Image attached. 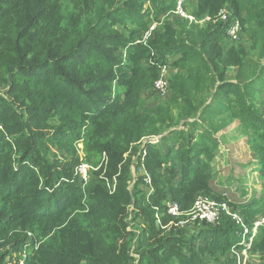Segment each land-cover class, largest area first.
Masks as SVG:
<instances>
[{"label":"trees","instance_id":"16d2710c","mask_svg":"<svg viewBox=\"0 0 264 264\" xmlns=\"http://www.w3.org/2000/svg\"><path fill=\"white\" fill-rule=\"evenodd\" d=\"M87 2L91 16L64 18L57 0H0V264L28 233L39 244L25 264H220L209 260L216 254L234 264L244 245L231 219L197 223L191 235L175 224L197 195L227 203L249 230L264 215V193L234 203L212 188L210 171L215 135L236 121L264 179V0L187 5L198 21L242 10L231 16L253 41L251 54L227 45L223 22L176 18L141 42L176 0ZM165 67L169 101L142 108ZM165 130V152L143 142ZM135 154L144 173L131 183ZM81 164L92 171L85 186ZM256 253H264L262 227L248 255Z\"/></svg>","mask_w":264,"mask_h":264},{"label":"rangeland","instance_id":"374dc122","mask_svg":"<svg viewBox=\"0 0 264 264\" xmlns=\"http://www.w3.org/2000/svg\"><path fill=\"white\" fill-rule=\"evenodd\" d=\"M53 2L54 0H50ZM60 2V6L62 9V16L64 18H67L68 16L72 14H77L79 10H84V16H91L92 15V9L91 11L86 10L90 9V4L87 2L85 4V0H57ZM231 7V6H230ZM228 7V11L230 14H233V12L236 13L237 16L240 18H243L244 13L242 10L234 11L232 7ZM187 11L192 12L193 8L190 6L187 7ZM166 16V17H165ZM234 16V14H233ZM176 19L173 15H164L161 17L160 21H151L149 24L148 29L154 28V30H159L164 23L172 24ZM147 29V30H148ZM143 31L141 33V42H147L149 39L147 38L144 40V36L146 31ZM151 36V35H150ZM252 43L253 41L250 39L248 34L245 32L242 34L239 42L236 44L231 45L228 43V46H243V48L246 51H250V54L253 53L252 51ZM231 72V70L229 71ZM173 74V71L169 67H165L162 69L160 73V78L166 80L168 82L169 77ZM229 76H232V73L229 74ZM261 100L263 101V107H264V92L262 93ZM169 101V91L166 94H159L155 89H153V86L144 92V95L141 98L140 106L142 108L150 109L157 105H163L166 104ZM177 113V110H174V114ZM191 122V121H190ZM187 121H183L180 123L182 128L187 129ZM158 137V136H156ZM159 138V144L157 147L161 149L163 152L167 150V148L170 147L169 140H170V134L167 133V131H163V133L160 135ZM214 141L217 145V150L214 153V159L210 163L211 168V186L216 191L223 192L227 195V197L230 199V201L234 203H243L250 201L253 198L259 199L263 196L264 193V179L262 178V172L260 165L258 161L255 159V157L251 154L249 151V148L246 144V139L243 135L239 132L238 123L234 122L232 125H230L227 129L219 132L214 137ZM138 154L134 155L133 159V165L130 168L131 172V180L130 182L133 183L138 175H143V170H137L135 165V159ZM105 157L102 155L100 163L96 169H93L94 171L98 170L101 166H105ZM91 169L87 173V181L82 182L80 181L84 186L89 182L91 178ZM82 185V187H84ZM108 188H110V185H107ZM231 208V207H230ZM233 209V208H231ZM258 216L257 218H259ZM256 218V219H257ZM255 219V220H256ZM176 227L186 231L188 235L194 234L196 232V226L198 225L196 222L191 221L189 218H184L180 220L177 224H175ZM26 241L24 245L22 246V250L14 254L13 258V264H20L21 262L25 264V258L27 254L35 251L38 247V242L36 240V237L32 234L26 235ZM11 256L7 255V257ZM5 258V259H6ZM225 258H228L230 261L229 256L226 257L225 255H219L216 254L212 257H210V261L217 260L218 263H222L225 261ZM261 262H264V253H256L255 255L247 257L245 264H260ZM230 263V262H229ZM235 264V263H234Z\"/></svg>","mask_w":264,"mask_h":264},{"label":"built area","instance_id":"2783aa9c","mask_svg":"<svg viewBox=\"0 0 264 264\" xmlns=\"http://www.w3.org/2000/svg\"><path fill=\"white\" fill-rule=\"evenodd\" d=\"M193 2V0H176L175 10L171 15L176 18L183 19L188 21L190 24L195 25H203L208 22H223L228 23V27L226 29V36L228 42L230 44H236L239 42L241 37V26L238 20L232 18L231 14L228 10L222 9L218 12L216 19H211L210 17H205L200 19L199 21L191 14L187 12V5ZM154 28L150 29L145 33L144 40H146L150 35ZM153 89H155L159 94H166L168 89V82L162 78H159L153 84ZM150 144H158L159 138L156 136H152L143 140V142H147ZM90 168L86 164H81L79 167L75 169V173L78 176L79 180L82 182H86L88 177L87 173ZM149 183V182H148ZM168 208L167 212L172 217L176 218L179 216L178 208L175 203H166ZM185 218H189L191 221L196 223H205L212 226H218L223 217H227L231 219L235 224L239 225L242 228V244L244 248L240 251H233V255L235 257V264H245L248 252L251 249V245L254 239V236L259 227L264 228V215L257 218L251 230L246 228L244 225L243 218L239 215L237 211L231 209L227 203H217L204 195H197L193 207L191 210L184 214ZM14 254L7 257L5 259L4 264H13ZM20 264H23L22 262Z\"/></svg>","mask_w":264,"mask_h":264},{"label":"crops","instance_id":"0c3cea01","mask_svg":"<svg viewBox=\"0 0 264 264\" xmlns=\"http://www.w3.org/2000/svg\"><path fill=\"white\" fill-rule=\"evenodd\" d=\"M234 122H236V121H234ZM234 122H233V123H234ZM233 123H231L230 125H232ZM236 123H237V122H236ZM230 125H229V126H230ZM229 126H228V127H229ZM228 127H227V128H228ZM227 128H226V129H227Z\"/></svg>","mask_w":264,"mask_h":264}]
</instances>
